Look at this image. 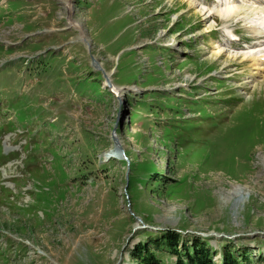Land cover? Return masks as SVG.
<instances>
[{
    "label": "rangeland",
    "instance_id": "obj_1",
    "mask_svg": "<svg viewBox=\"0 0 264 264\" xmlns=\"http://www.w3.org/2000/svg\"><path fill=\"white\" fill-rule=\"evenodd\" d=\"M253 3L0 0V264H145L143 244L177 264L163 233L208 244L214 264L225 246L264 264ZM91 58L137 92L119 104ZM113 130L120 160L104 159Z\"/></svg>",
    "mask_w": 264,
    "mask_h": 264
},
{
    "label": "trees",
    "instance_id": "obj_2",
    "mask_svg": "<svg viewBox=\"0 0 264 264\" xmlns=\"http://www.w3.org/2000/svg\"><path fill=\"white\" fill-rule=\"evenodd\" d=\"M181 241L180 248L183 251V259L178 255L177 245ZM154 243L169 249L173 254L176 255L177 264H214L212 261L213 251L209 248L208 244L204 242H197L194 240L191 246L188 247L182 241L181 235H175V233H163L159 237L154 239ZM137 251L134 254L136 257H141V260L145 264H154L155 260L152 253L146 246H136ZM230 246H225L222 251V262L221 264H248L249 253L235 251L233 248L229 249Z\"/></svg>",
    "mask_w": 264,
    "mask_h": 264
},
{
    "label": "bare ground",
    "instance_id": "obj_3",
    "mask_svg": "<svg viewBox=\"0 0 264 264\" xmlns=\"http://www.w3.org/2000/svg\"><path fill=\"white\" fill-rule=\"evenodd\" d=\"M217 4H218V1H217ZM226 6H228L226 4ZM228 8V7H227ZM243 7L238 5V6H234L232 8H228V9H225V10H221L219 12V16L223 17V19H227V18H230L233 14H236L239 12V10H241ZM244 9V8H243ZM246 10V9H245ZM249 10V9H248ZM251 12H253L254 14H259V16H257V18H260L261 20L264 21V0H254V3L252 5V10H250ZM212 17V16H210ZM257 21V19H256ZM75 21H70L71 24H73ZM240 22V21H239ZM256 25V24H255ZM257 26H261L262 29H264V23H260V21H257ZM230 35V34H229ZM228 35V36H229ZM231 41V40H230ZM233 41V40H232ZM264 42V41H263ZM233 43V42H232ZM262 44V43H261ZM264 44V43H263ZM259 46V45H258ZM263 52V51H262ZM220 55L222 56L221 52H218L217 54H215L213 57H220ZM260 55L257 53V55H252V71L254 73H257L258 76L264 72V53H263V56L262 57H259ZM247 59V58H246ZM245 60V59H244ZM99 61L95 59L94 63L97 65ZM100 66V65H99ZM101 67V66H100ZM257 76V77H258ZM109 77V76H108ZM253 79V78H252ZM253 82V81H252ZM257 82V79L254 78V83ZM260 83V82H259ZM253 84V83H252ZM121 94H123V91L121 92ZM119 100H121V98H119ZM115 137V138H113ZM112 137V144H114L113 148L108 151L106 154H104V159L108 160V159H122L123 158V154L122 152L118 151L117 150V146L115 143H117V145L122 148H123V143L122 141L120 140L119 136L117 133H115V135ZM10 148V147H8ZM125 156V154H124Z\"/></svg>",
    "mask_w": 264,
    "mask_h": 264
},
{
    "label": "water",
    "instance_id": "obj_4",
    "mask_svg": "<svg viewBox=\"0 0 264 264\" xmlns=\"http://www.w3.org/2000/svg\"><path fill=\"white\" fill-rule=\"evenodd\" d=\"M79 29H80V28H79ZM91 61H92V65L95 66L98 70H100V71L102 72L103 77H104V79H105V81H106L108 87L111 88V89H115V88L112 86V84H111V82H110V80H109L108 75H107V74L103 71V69L99 66L100 64L97 62L98 64L96 65V64L94 63L95 59H92V58H91ZM118 90H120V89H118ZM114 130H115V128H114ZM114 130L112 131L111 139H112V137L115 135ZM113 138H115V137H113ZM115 144H116V146L118 147L117 150L120 151V152H122V154H123V149L120 148V147L117 145V143H115ZM126 177H127V175H126ZM137 229H138V227H135V228H134V230H137ZM200 235H202L203 237L210 236V235H207V234H200ZM215 236H216V235H215ZM118 264H119V262H118Z\"/></svg>",
    "mask_w": 264,
    "mask_h": 264
}]
</instances>
